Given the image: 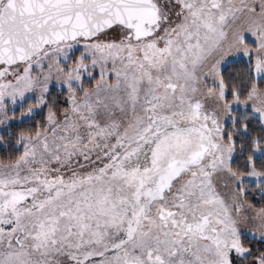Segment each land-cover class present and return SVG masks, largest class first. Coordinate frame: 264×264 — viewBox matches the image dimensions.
Instances as JSON below:
<instances>
[{"label": "snow or ice", "instance_id": "1", "mask_svg": "<svg viewBox=\"0 0 264 264\" xmlns=\"http://www.w3.org/2000/svg\"><path fill=\"white\" fill-rule=\"evenodd\" d=\"M0 264H264V0H0Z\"/></svg>", "mask_w": 264, "mask_h": 264}]
</instances>
